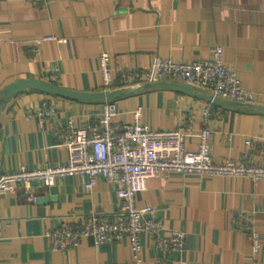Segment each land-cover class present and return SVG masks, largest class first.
Instances as JSON below:
<instances>
[{
  "label": "crops",
  "instance_id": "0c3cea01",
  "mask_svg": "<svg viewBox=\"0 0 264 264\" xmlns=\"http://www.w3.org/2000/svg\"><path fill=\"white\" fill-rule=\"evenodd\" d=\"M0 32V96L8 84L29 79L76 93L99 92L103 51L118 70L147 67L154 57L206 59L219 45L243 88L254 92V103L264 106V0H0ZM46 36L63 42L44 41ZM44 101L53 110L41 122L36 114ZM105 101L32 89L7 99L0 108V174L20 165L65 162L68 152L56 130L68 121L96 123ZM114 103V128L131 122L140 109L141 121L152 129L182 127L190 134L185 141L190 150L197 148L198 132L209 128L214 160L241 159L249 152L264 163V110L212 103L204 118L200 110L208 100L165 87L144 88ZM84 181L79 175L57 178L52 186L32 181L28 189L18 185L0 196V216L7 220L0 264H135L126 238L100 244L85 238L64 251L52 249L48 230L118 208L115 184L100 178L86 190ZM40 198L47 203L37 204ZM135 205L151 206L166 232L184 234L183 246L171 250L140 232L141 264H264V179L158 175L147 180ZM239 211L252 214L261 237L257 254L248 233L238 228Z\"/></svg>",
  "mask_w": 264,
  "mask_h": 264
},
{
  "label": "built area",
  "instance_id": "2783aa9c",
  "mask_svg": "<svg viewBox=\"0 0 264 264\" xmlns=\"http://www.w3.org/2000/svg\"><path fill=\"white\" fill-rule=\"evenodd\" d=\"M44 3L47 0H24ZM1 33V32H0ZM44 41L63 42L62 38L46 36ZM2 39L0 37V46ZM110 55L103 51L98 56L100 86L102 90L130 89L160 81H174L187 84L194 89L207 91L213 97L223 100L254 103L255 94L244 89L240 79L224 61L223 48L215 46L206 59L176 61L171 58L154 57L151 64L141 68H121L110 66ZM57 69L49 74L56 79ZM208 101L201 108L207 118L211 112ZM47 102L42 103V111L37 116L42 122L52 112ZM118 112L115 103L105 101L98 121L87 126H76L68 121L66 126L56 130L61 145L67 149L68 157L63 163L45 164L40 168L28 169L20 165L14 171L0 174V196L12 193L18 185L28 189L32 181H40L44 186H52L57 178L79 175L85 178L84 188L90 190L101 178L116 185L118 208L109 213L92 212L75 223L64 222L55 229L48 230L46 236L52 249L64 251L75 247L85 238L96 244L105 241L120 242L125 238L135 264H141L142 245L140 232H147L153 244L162 249L179 250L184 243L183 232H166L162 222L154 216L151 206L137 208L136 195L145 189L148 179L168 174L198 175L207 177H243L253 183L264 179V163L255 162L249 152L241 159L225 158L216 161L211 156V130L201 129L197 137L196 150L186 147L190 135L182 127L172 129H152L141 121L140 109L132 114V121L114 128L112 119ZM240 219L239 229L246 231L251 239L252 253L257 254L261 237L254 226L252 214L242 211L234 215ZM7 224L0 216V242L2 228Z\"/></svg>",
  "mask_w": 264,
  "mask_h": 264
},
{
  "label": "water",
  "instance_id": "95a60500",
  "mask_svg": "<svg viewBox=\"0 0 264 264\" xmlns=\"http://www.w3.org/2000/svg\"><path fill=\"white\" fill-rule=\"evenodd\" d=\"M151 88V87H159V88H173L177 89L181 92L204 98L208 101H211L213 103L222 104L226 106H242V107H250L254 109L264 110V106L258 105L255 103H241V102H235V101H229V100H223L217 97H213L210 94H205L201 92L200 90L194 89L193 87L183 84V83H175V82H167V81H160L155 82L152 84H144L135 87L134 89H114V90H101L99 92H92V93H76L71 92L69 90H66L65 88L59 87L57 85L42 82L39 80H18L13 83L8 84L5 86L2 90V95L0 96V108L4 104V102L9 99L10 97L18 94L19 92L23 90H38L43 93L58 95L65 98L70 99H78V100H90V99H104L106 101H112L118 100L121 97L132 95L136 92H138L141 89L144 88ZM46 198H40L36 202L37 204L43 206L47 203Z\"/></svg>",
  "mask_w": 264,
  "mask_h": 264
}]
</instances>
